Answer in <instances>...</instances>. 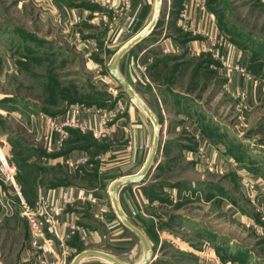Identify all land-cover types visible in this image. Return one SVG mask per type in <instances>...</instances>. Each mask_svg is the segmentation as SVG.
I'll return each instance as SVG.
<instances>
[{
	"label": "rangeland",
	"instance_id": "obj_1",
	"mask_svg": "<svg viewBox=\"0 0 264 264\" xmlns=\"http://www.w3.org/2000/svg\"><path fill=\"white\" fill-rule=\"evenodd\" d=\"M148 1L150 4L144 13H155L157 0ZM202 1L216 22L213 30L203 27L197 34L208 37L210 45L206 49L207 54H188L178 60L165 57L153 47L155 40L164 37L183 42L188 39L189 35L179 32V15L172 14L151 33L148 41L141 43L145 48H150L146 55L153 57L151 65L167 61L168 65L163 64L152 73L153 78L163 77L162 80L147 83L146 64L136 62V70L131 72L119 64L121 76L146 105L155 109L157 118L164 125L162 145L156 155L158 162L153 165L143 187L132 190V186H126L122 193L116 189L114 197L108 193L98 208L108 213L106 221L115 216L117 206L119 209L122 205L129 208L128 220L145 233L152 248L153 258L148 264H216L208 256L223 264H264V215L259 206L252 202L256 198L254 194L261 193L255 179L264 181V0ZM167 2L162 0L161 20L165 19ZM41 3L37 0H0V43L3 48L12 55L23 53L26 56L30 50H41L52 55L38 60L26 56L28 58L22 61L23 65L17 67L19 74L8 75L6 82L0 83V92L14 94L18 102H24L28 109L35 107L38 113L60 111L72 98L78 99L74 104L84 105L83 108L87 110L97 108L105 112L112 107L113 95L122 97V102L143 111L111 74L110 69L116 58L113 50H105L102 44L97 47V54H102L104 50L107 54L99 61L102 62L101 67L98 61L89 60L91 57L85 56L78 48L81 44L78 38L84 40L82 34L89 23H82L79 16L69 19V26L65 20L62 24L58 19L53 23L47 22L49 11ZM136 15L126 16L128 27L122 29L127 37L124 41L132 36V28L138 21ZM70 17L67 16L66 20ZM153 18L152 14V21ZM70 20H73L72 23ZM99 28L97 31L100 35L108 31L104 25ZM213 34L214 39H223L224 47L220 51L226 52L228 47L234 61L243 66L256 82L246 81L242 76L238 88L226 87L228 74L235 70L227 71L221 67L220 60L208 51L212 46ZM163 51L168 55V49ZM235 51H247L250 58L243 56L241 59L244 58V61L240 63L235 58ZM91 62L97 63L95 70ZM177 71V81H173L174 78L170 80L169 76L176 75ZM168 79L169 83H166ZM53 87L57 89L55 95L50 94ZM168 90L172 93L170 100L164 99L162 106L155 92L162 98V92ZM58 92L65 96L61 97ZM243 92L247 94L245 99L241 96ZM183 112L185 114H179ZM184 121L187 124L184 125ZM11 122L15 129H19L15 120ZM69 122L65 123L73 124V133H63V123L51 122L47 127L48 133L43 134L39 141L37 138L34 141V135L22 132H18L21 136L3 137L6 133L0 129V139L4 141L10 162L16 167L17 178L21 170L32 186H47L49 181L69 182V179L81 183L86 179L88 185L93 186V179L81 173L80 168L90 164L98 153L101 158L99 148H95L93 156L67 158L66 167L58 166L63 172L58 178L50 172L48 164L44 165L38 160L28 162L30 156L23 150L28 148L30 154L35 153L37 148L34 145L41 148L38 142L43 139L46 152H60L67 147L66 141L71 136L76 139L77 147L88 146L90 142L97 146L98 143L106 145L107 129L93 131L84 122ZM196 126L208 140L198 147L200 140L190 131ZM99 133V138L92 136ZM28 146H31L30 149ZM4 197L16 202L21 216H13V213L10 217L5 216L0 203V264H24L27 260H22V251L31 237L29 221L22 213L17 196L0 181V198L3 200ZM22 197L24 199L23 191ZM25 203L28 202L25 200ZM28 206L32 210L37 207L31 203ZM82 207L83 212L88 214L89 206L84 204ZM87 221L104 233L101 244L121 262L131 254V247L135 244L141 249V256H145L142 240L131 229H125L120 237H128L129 240L119 242L111 235V229L103 226L95 217ZM111 239L116 241V245L111 243ZM38 254L33 264H42V253ZM35 256L37 254H31L27 257L28 261L31 263ZM71 257L69 253L66 264L72 263ZM98 263L99 260L94 264Z\"/></svg>",
	"mask_w": 264,
	"mask_h": 264
},
{
	"label": "crops",
	"instance_id": "obj_2",
	"mask_svg": "<svg viewBox=\"0 0 264 264\" xmlns=\"http://www.w3.org/2000/svg\"><path fill=\"white\" fill-rule=\"evenodd\" d=\"M37 1H42L41 4L48 8L47 10L49 11V14H47V18L49 19L48 21L46 19L47 22L53 23L58 19V21L62 24L65 20L69 26V19H73L74 16H79L81 17L82 23H89V25L85 24L87 30L84 29L82 34L84 40H80V38H78L79 43H81L78 48L83 51L82 53L85 54V56L88 55L91 57L89 60H94L96 62L98 61V63H100L99 66L101 67L103 65L102 62L99 61H102L101 58H103L104 54L107 55L105 50H113V54H115L117 57L119 55V51L126 48L132 41L135 40V38H137V36L142 34V32H144L146 29L150 28L151 24L153 23L151 16L152 14L155 15L153 11H148L147 14L144 13L145 8L148 6V4H150V1L148 0ZM134 13L137 14L136 16L138 21H136L132 28L133 32L131 38L124 41V39L127 37L125 38V35H123L122 29H126L128 27L126 16ZM164 14L165 19H162L163 22L167 21L166 17L168 18L172 14H178L181 27L179 32H185L186 35L189 36L184 42L173 40L171 37H164L159 40H155L156 42L153 44V47L157 51L164 54V56L167 58L168 56L175 57L179 58L178 60L184 59L188 54L189 56H192L193 53L201 55V53L207 52L206 49L210 45L208 37L204 35L198 36L197 34L199 29L203 27H207L210 31L213 30L214 26H216V22L202 0H168ZM67 16L71 17L67 18L66 20ZM72 21L73 20H70L71 23ZM102 25H104L108 31L100 35L99 31L97 30L101 29L99 27H102ZM75 36L77 37L78 35L75 33ZM148 38H150V35ZM142 42L143 41L135 45V47L129 49L120 59L122 63L119 62V64H122V68H126V70L129 72L136 70V62L139 64H146V67H144L148 72V77L146 80L147 83H158L156 80H162L163 77H159V79L157 77L153 78L152 73L159 70L163 65L158 64L157 67L152 69L154 64L151 65V63L154 59L153 57L146 55L147 52L150 51V48H145L142 46ZM100 44L104 45L105 50L102 54H97V47H99ZM164 49H168V55L164 53ZM184 50L187 52H183ZM26 56H29V58L33 60H38L40 57L50 58L52 55L50 56L48 52H41V50H30ZM26 56H23V53L12 55L6 48L4 49L3 45L0 43V83L6 82L8 75L19 74L17 67L21 66L23 63L22 61L28 58ZM243 56L244 58H250L247 51L246 53L235 51V58L240 63H243L244 61V58L243 60L241 59ZM175 58L173 59L174 61ZM96 62H91L92 68H94V70L97 68ZM119 64L118 70L120 71L121 67L119 68ZM178 73L179 71H177V74L175 77H173V81L175 82L178 79ZM228 76L225 82L226 87L229 89L235 87L238 88L241 84L242 76L235 71L233 73H229ZM51 93L52 92L50 91V94ZM162 93L164 94L162 98H160V95L157 91L155 92V96L158 98L159 103L164 106V99L167 98L170 100V94L172 93H170L169 90L163 91ZM113 97V101L111 102L112 107L107 109L105 112H102V110L97 108H88L87 110L86 108H83L84 105L82 106L79 104L77 105L74 103H68V105L60 111H54L51 113L40 111V113H38L39 110H37L35 107L28 109V106L25 105L24 102L23 104L22 102H18L14 94L0 92V129L6 133L3 137L21 136L18 134V132H22L26 135H34L35 141V138L38 140L39 138H43V134L48 133L47 127L51 122H55V124L63 123V133H73L71 130L73 128V124H67L69 121V123L84 122V124H88V129L91 128L93 131H104V129H107L106 133L108 138L106 139V145L98 143L97 146L96 144L90 142L88 146L78 145L77 147L76 139L71 136V138L67 139L66 141L67 147L60 152L57 151L56 153L52 154L46 152L43 148V139L40 141V143L38 142V144L41 145V148L33 144L34 147L37 148L35 153L30 154L29 152L31 150L29 151L28 148L23 149L24 152H27L28 156H30V160L28 159V162L38 160L39 162H44V165L48 164V169L50 172L56 175L55 178H58V175H63V172L58 169V166L66 167L65 161L67 158H79L84 155L93 156L95 154V148H99L101 158L98 156V153L95 158L91 159L90 164L80 168L81 173L85 174V176L87 175V178L93 179V186L88 185V181L86 179L83 180V183L77 180L75 181L69 179V182L49 181L47 186H41L39 184L32 186V184H30V180L26 179L24 172L19 169L21 174L17 178V182L23 191L24 199L28 203L38 205V199L42 197V195H45L53 204H55L58 208H61L59 210L61 225L58 228V234L64 237L66 251L72 256L70 260V262H72L71 264H94L95 262H98V260L99 262H114L110 259H105V257H102L97 253H103L121 262L109 250H106L104 248L105 246L101 244L103 242L102 238L104 233H101L102 231L100 232L99 229L93 225V223H90L87 220L95 217L96 220L101 222L103 226L111 229L110 233L113 237H116L115 239L117 241L125 242L126 240H129L128 237L120 238L121 235H123L122 233H124L126 226L121 217L118 216L117 211L112 220L106 221L105 218H107L108 213L105 209H99L98 207H101V204H103V198L107 197L108 193L110 194V188L112 187L113 183L122 180L123 178L138 177L154 151L153 147L157 134L155 124L152 119L149 118L144 110L141 111L134 105L122 102V97H117L114 95ZM172 97L174 96L172 95ZM146 106L151 111L153 116L157 118L155 109H153V107L149 104ZM179 114L185 113L183 112ZM12 120L17 122L19 129H15L13 127L11 122ZM157 120L163 131L164 125L160 123L158 118ZM190 122L195 121L191 120ZM183 123L185 125L187 124V121H184ZM191 125H194V123H191ZM190 131L193 136H195L197 139L199 138L198 140H200L198 141L197 147L199 144H201V142L208 141L205 136L200 133V130L197 126L196 128H192ZM97 135L98 134H94L92 136L95 138H99L101 136L100 133L98 136ZM10 141L12 140L10 139ZM160 144L162 145V143ZM45 156L49 159V162L47 163H45ZM156 162H158V158L155 160V163ZM49 170L45 169V171ZM150 173L151 171L138 185L120 186L118 188L119 192L122 193L126 186H132V190H138L140 187H143L145 185V181L150 176ZM250 176L252 177V180H254L252 174H250ZM255 182L259 185L258 189L261 190V193H255L254 196H256V200L253 198L252 202H255L259 206V210L264 215V181L260 178H256ZM104 186L106 187V192L103 188ZM68 197L73 198L75 200L74 203L63 204V199ZM84 204L89 206L88 214L83 212L82 206ZM228 206L230 205H227V207ZM128 210L129 208L126 206L122 205L120 207V212L127 219V215L129 214ZM15 214L20 215L19 209L13 213V216ZM13 220H15V218ZM126 228L130 230L128 227ZM46 235L56 241V248L54 250L55 253H47L45 257L50 260L60 257L62 254V249L59 245L58 239L49 230L46 231ZM110 241L113 245H116L114 244L116 241L113 239ZM131 249V254L126 257L125 261H122L121 263L142 264L144 259H146V254L144 257L141 256V249H139L137 244L131 247ZM38 253L32 250L29 241L27 247L24 249V251H22V260H27L24 262V264L30 263L27 257H29L31 254H37V256L33 258L34 260L32 259L30 263L33 264L32 262L36 261V258L39 255Z\"/></svg>",
	"mask_w": 264,
	"mask_h": 264
},
{
	"label": "built area",
	"instance_id": "obj_3",
	"mask_svg": "<svg viewBox=\"0 0 264 264\" xmlns=\"http://www.w3.org/2000/svg\"><path fill=\"white\" fill-rule=\"evenodd\" d=\"M215 34H213L212 40V46L208 49V51L211 52L214 58H218L221 63V67L226 69L227 71H237L241 76H243V79L246 81H254L256 82L253 77H250L246 69L237 64L234 61V58L231 56V51L228 50V47L225 49V51H220L224 47V43L221 41L223 39L216 40L214 39ZM219 43V44H218ZM217 44L219 45V48H217ZM217 48V49H216ZM246 92H243L241 96L247 98ZM211 171H213L212 168H209ZM0 181L3 185H6V187L11 188V193H13L15 196H17L19 205L22 208V213L25 216V218L29 221V226L31 230V239H30V245L33 249L36 251H39L44 256V259L41 258L42 264H66L67 255L69 253L66 251L65 243H64V237L58 234V228L61 225V218H59V210L61 208H58L55 204H53L47 196H43L39 198L37 207L32 210L28 206V203H25V200L22 197V189L18 185L17 182V171L16 167L10 162L9 155H7L5 147H4V141L0 139ZM73 198H66L63 199V204H72L74 203ZM0 203L2 204L1 211L5 216H10L12 213H14L16 208V202L8 199L7 197H4L2 200L0 198ZM49 230L53 233V235L56 236V238L59 241V245L62 249V254L60 257H57L53 260L48 259L46 256L47 253H55L56 248V241L48 237L46 235V231ZM211 262H214L216 264H223L217 261L215 258L208 256ZM43 259V260H42ZM98 264H113L112 262H100ZM225 264V263H224Z\"/></svg>",
	"mask_w": 264,
	"mask_h": 264
},
{
	"label": "water",
	"instance_id": "obj_4",
	"mask_svg": "<svg viewBox=\"0 0 264 264\" xmlns=\"http://www.w3.org/2000/svg\"><path fill=\"white\" fill-rule=\"evenodd\" d=\"M162 0H157V9L155 11V15L153 18V23L151 24L150 28L146 29L144 32H142V34H140L139 36H137V38H135L134 41H132L126 48L122 49L121 51H119V55L115 58L113 65L111 66V74L113 75L114 78H116V80L119 82V84H121L126 92L131 96V99L134 101L136 100V102L143 108V110L146 112V114L149 116V118L152 119V121L155 124V129H156V140H155V144L153 147V153L151 154L147 164L144 166L142 172L139 174L138 177L136 178H123L122 180H119L115 183H113L112 187L110 188V194H112V196L114 197V192L116 191V189H118L120 186L123 185H138L140 184V182H142L145 177L149 174V172L153 169V165L155 163V160L157 159V153L159 151V147H160V143L161 142V133H162V129L160 127V124L157 120V118H155L153 116V114L151 113V111L148 109V107L146 106V104L140 99L139 95L135 93V91L132 89V87L127 83V81L121 76V74L119 73L118 70V64L120 62V59L126 54V52L135 47V45L139 44L141 41L146 40L149 35H151V33L157 28L159 21H160V15L162 12ZM117 213L118 216L121 217V219L123 220V222L125 223V226L128 227L129 229H131L134 233H136L140 239L143 242L144 248L146 249V259H144V261L142 262V264H148L150 263V261L153 258V254H152V248L150 247V244L145 236V234L138 230L136 227H134L129 220L122 215V213L120 212V209L117 206ZM98 255L105 257L107 259H110L112 261H114L115 264H123L119 261H116L114 258H112L111 256L105 255L103 253H97Z\"/></svg>",
	"mask_w": 264,
	"mask_h": 264
},
{
	"label": "trees",
	"instance_id": "obj_5",
	"mask_svg": "<svg viewBox=\"0 0 264 264\" xmlns=\"http://www.w3.org/2000/svg\"><path fill=\"white\" fill-rule=\"evenodd\" d=\"M161 23H162V20L159 21V24H158L157 28L159 27V25H160ZM155 31H156V29H155L153 32H155ZM148 39H149V38H147L145 41H148ZM169 61H170V60H169ZM158 64H162V65L164 64V65H165V64H167V61L165 60V61H159L158 63H155V64L153 65L152 69L155 68V67H157ZM175 72H176V71H175ZM174 75H175V74H172V75L169 76L170 80L174 77ZM168 83H169V79H168ZM51 92H52L51 95H52V94L54 95L55 92L57 93V89L53 87L52 90H51ZM58 93H60V92H58ZM60 94H61V97H62V96H63V97L65 96V95H63L62 92H61ZM68 96H69V95H68ZM68 96H67V97H68ZM77 100H78V99H73V98H72V99L70 100L69 104H72V103L76 102ZM167 144H169V143H167ZM125 229L128 230L126 227H125ZM240 259L242 260L243 258H240Z\"/></svg>",
	"mask_w": 264,
	"mask_h": 264
},
{
	"label": "bare ground",
	"instance_id": "obj_6",
	"mask_svg": "<svg viewBox=\"0 0 264 264\" xmlns=\"http://www.w3.org/2000/svg\"><path fill=\"white\" fill-rule=\"evenodd\" d=\"M134 101H136V100H134Z\"/></svg>",
	"mask_w": 264,
	"mask_h": 264
}]
</instances>
